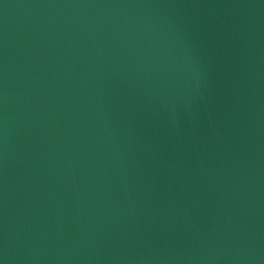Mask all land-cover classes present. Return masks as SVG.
Returning a JSON list of instances; mask_svg holds the SVG:
<instances>
[{"label":"water","instance_id":"water-1","mask_svg":"<svg viewBox=\"0 0 264 264\" xmlns=\"http://www.w3.org/2000/svg\"><path fill=\"white\" fill-rule=\"evenodd\" d=\"M0 264H264V0H0Z\"/></svg>","mask_w":264,"mask_h":264}]
</instances>
